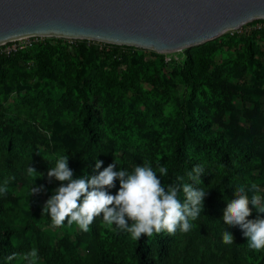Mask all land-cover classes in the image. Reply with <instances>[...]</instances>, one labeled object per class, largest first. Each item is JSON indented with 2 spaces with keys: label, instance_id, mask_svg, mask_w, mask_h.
<instances>
[{
  "label": "rangeland",
  "instance_id": "rangeland-1",
  "mask_svg": "<svg viewBox=\"0 0 264 264\" xmlns=\"http://www.w3.org/2000/svg\"><path fill=\"white\" fill-rule=\"evenodd\" d=\"M0 113L20 129L0 125V186L8 181L7 194H0V230L16 231L0 249L3 264H28L23 257L33 248L38 264L133 263L137 241L102 217L84 233L41 215L59 186L47 173L64 155L78 178L98 175L97 161L103 162L99 171L113 162L117 172L145 163L168 167L173 141L186 128L202 142L184 139L188 171L181 176L191 183L188 172L204 165V211L188 233L146 237V257L152 264H264V250L249 249L243 232L222 220L237 185L256 184L264 196L263 19L168 53L57 37L2 44ZM90 130L98 147L78 168ZM216 144L234 151L231 179ZM34 185L44 190L31 195ZM118 190L119 180L110 194ZM257 218L264 214L253 208L249 219ZM225 230L233 244L223 243Z\"/></svg>",
  "mask_w": 264,
  "mask_h": 264
},
{
  "label": "clouds",
  "instance_id": "clouds-1",
  "mask_svg": "<svg viewBox=\"0 0 264 264\" xmlns=\"http://www.w3.org/2000/svg\"><path fill=\"white\" fill-rule=\"evenodd\" d=\"M68 155L57 159L54 168H49V182L55 178L59 186L42 208L41 215H48L55 227H63L65 222L87 233L97 217L103 223L119 232L128 233L131 239L139 241L142 237L152 238L154 235L166 233L175 235L177 231L188 233L204 211L203 201L207 194L202 184L204 165L198 164L188 172V180L177 176L176 182L165 185L160 176H167L168 168L158 165L154 170L145 163L136 166L132 172L124 169L114 171L116 163L108 165L103 171L102 161H97L95 169L98 175L78 178L68 165ZM157 171L160 176L157 175ZM28 174H36L35 169L28 167ZM37 175V174H36ZM115 195L110 190L116 187ZM8 181L0 186V194H7ZM43 187L31 189V195L39 194ZM261 188L252 184L237 185L233 191L234 198L226 201L222 220L229 227H238L247 239V247L251 250H264V218L249 219L254 208L258 214H264V196ZM181 193L183 199H181ZM251 193V195H249ZM223 243L233 244L234 237L230 232H223ZM16 254L7 257L15 259ZM28 264H38L39 253L33 248L23 257Z\"/></svg>",
  "mask_w": 264,
  "mask_h": 264
},
{
  "label": "water",
  "instance_id": "water-1",
  "mask_svg": "<svg viewBox=\"0 0 264 264\" xmlns=\"http://www.w3.org/2000/svg\"><path fill=\"white\" fill-rule=\"evenodd\" d=\"M257 19L264 0H0V45L57 37L168 53Z\"/></svg>",
  "mask_w": 264,
  "mask_h": 264
},
{
  "label": "trees",
  "instance_id": "trees-1",
  "mask_svg": "<svg viewBox=\"0 0 264 264\" xmlns=\"http://www.w3.org/2000/svg\"><path fill=\"white\" fill-rule=\"evenodd\" d=\"M0 125H3L9 130H20L18 125L13 123L10 119L6 118L3 114L0 113ZM189 138L190 140H193L195 142H202V139L194 135L190 129L186 128L183 129L179 134L176 136V138L173 141V151H172V164L168 166V174L167 176H164L165 181L168 184L175 183L176 177L181 176L185 174L188 171V163L186 161V157L184 154V139ZM97 142L96 138L94 137V133L90 130L89 133V139L84 144L83 149L78 155V168L80 166L87 163L88 159L95 153L97 150ZM214 148L218 151L220 154V160L221 164L224 167L227 178L231 179L233 176V167L230 162V155L232 151L229 147H222L218 144L214 146ZM237 152H240V150H236ZM182 198V193H181ZM16 231H14L12 228H6L0 230V249L5 247L7 244V241L11 239L13 236H15ZM42 253H44V256L47 254L49 249L42 244L41 245ZM146 251H147V245H146V237H142L139 241H137L136 251H135V260L133 263H124V262H117L110 260L108 261L109 264H152L146 257ZM0 264H3V262L0 260Z\"/></svg>",
  "mask_w": 264,
  "mask_h": 264
},
{
  "label": "built area",
  "instance_id": "built-area-1",
  "mask_svg": "<svg viewBox=\"0 0 264 264\" xmlns=\"http://www.w3.org/2000/svg\"><path fill=\"white\" fill-rule=\"evenodd\" d=\"M27 38H29V37H27ZM23 39H25V38H23ZM20 40V39H19Z\"/></svg>",
  "mask_w": 264,
  "mask_h": 264
}]
</instances>
